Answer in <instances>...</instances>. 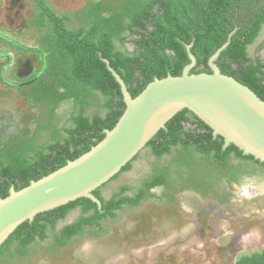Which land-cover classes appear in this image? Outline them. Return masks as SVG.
I'll return each instance as SVG.
<instances>
[{"label":"trees","instance_id":"trees-1","mask_svg":"<svg viewBox=\"0 0 264 264\" xmlns=\"http://www.w3.org/2000/svg\"><path fill=\"white\" fill-rule=\"evenodd\" d=\"M34 2L39 9L34 25L46 29L40 39L53 67L41 82H50V88L36 99L55 105L70 101L73 110L67 120L71 125L63 126V133L55 130L52 140L43 150H35L31 159L14 149L0 157V198L7 197L11 187L20 190L88 152L105 137V130L116 125L125 103L103 59L121 76L134 98L154 78L181 75L190 62L185 44L193 43L191 52L197 60L191 73H211L208 59L231 34L215 63L223 75L246 85L264 101V59L258 54L264 40L252 57L248 51L264 27V0H115L113 4L92 0L75 29L67 26L71 17L57 15L45 0ZM222 145L223 138H214L211 128L193 113L179 112L147 143L148 156L156 161L137 193L126 195L131 187L122 184L106 200L102 189L130 171L139 155L93 191L101 208L80 198L36 215L32 222L19 225L0 246V262L25 257L34 244L49 241L51 248L64 249L83 237L105 235L104 224L115 221L119 212L155 198L152 188H172L176 182L173 167L178 174L184 171L191 178L193 174L211 181L232 178L230 173L238 168L230 163L232 157L264 167L234 145L226 149ZM27 148L32 150L31 145ZM164 156H171V161L159 164ZM76 209V220L58 228ZM235 264H264V249L241 256Z\"/></svg>","mask_w":264,"mask_h":264},{"label":"rangeland","instance_id":"rangeland-1","mask_svg":"<svg viewBox=\"0 0 264 264\" xmlns=\"http://www.w3.org/2000/svg\"><path fill=\"white\" fill-rule=\"evenodd\" d=\"M22 1L26 6L21 11L22 18L17 20L14 13L18 5L10 11L7 8L11 7L12 0H0V76L3 72L7 75L9 71L6 70L8 65L5 64L8 53L25 54L20 49L10 48L2 37L24 47H34L37 45L36 40L42 38L46 30L34 25L35 14L38 11L35 6L33 7L35 2ZM45 1L57 15L64 13L70 15L68 28L75 29L81 25L84 8L92 0ZM101 1L105 3L110 1L113 4L115 0ZM29 5L32 7L28 8ZM263 40L264 27L256 42L249 47L251 57ZM258 54L264 59V48ZM18 92L17 89H7L0 84V105L9 97L12 100L16 99L21 105L22 98ZM13 105L16 106V103ZM70 108L69 103L60 107V114L57 117L59 123L65 120ZM44 136L45 133L41 136L43 140ZM147 152L148 149L145 148L141 152L142 159L137 161L140 165H137L139 171L123 173L116 181L102 189L105 199L110 198L119 185H130L133 178L150 172L153 159ZM245 180L244 189L247 188L249 194L236 198L232 204L224 203L220 207L229 214V219L223 222L224 224L217 221V226L221 225L223 232L219 239L213 238V232H206L205 236L201 237L199 235L201 228L192 225L190 215L181 209L183 201L173 196L172 205H167L164 200L156 198L142 203L135 209L126 207L123 212H119L115 221L104 224L107 230L105 235L83 237L82 240L64 249L51 248L49 241L34 244L25 257L12 260L5 258L0 264H235L241 256L264 249V175L258 171L245 177ZM154 193L159 194L157 190H154ZM78 214V210L72 211L58 224V228L72 223ZM233 234L239 236L238 244L241 249L233 258H225V263L223 249Z\"/></svg>","mask_w":264,"mask_h":264},{"label":"water","instance_id":"water-1","mask_svg":"<svg viewBox=\"0 0 264 264\" xmlns=\"http://www.w3.org/2000/svg\"><path fill=\"white\" fill-rule=\"evenodd\" d=\"M228 40L208 59L211 73H191L196 66L193 43L186 45L190 62L180 76L154 78L140 94L132 97L121 76L103 59L119 84L125 110L105 137L88 152L20 190L11 187L0 198V246L24 222L80 198L101 208L93 191L108 182L147 143L166 128V123L183 110L193 113L223 138L222 148L234 145L243 155L264 164V101L249 87L223 75L215 63Z\"/></svg>","mask_w":264,"mask_h":264},{"label":"flooded vegetation","instance_id":"flooded-vegetation-1","mask_svg":"<svg viewBox=\"0 0 264 264\" xmlns=\"http://www.w3.org/2000/svg\"><path fill=\"white\" fill-rule=\"evenodd\" d=\"M17 5L18 8L14 13V17L20 20L22 18L21 11H23L26 6L22 0H12L11 7L7 8V10L11 11L14 6ZM47 5L50 6L49 4ZM34 6L38 10L36 13L38 14L39 9L35 3L33 7ZM30 7L32 6L29 5L28 8ZM61 15L70 17V15L66 13ZM12 22H14V20H12ZM2 38L9 44L10 48L20 49L22 52H25V54L18 53L13 55L12 53H8L6 55L7 60L5 64L8 65L6 70L9 71L7 75L1 72L2 76H0V84H3L7 89H17L19 91L18 94L22 98L21 105L17 103L16 99L12 100L10 97L4 100L5 103L0 105V157L9 155L14 149L21 151V153H26V156L31 159L35 150H43L46 144L52 140L55 130L63 133L60 129H62L63 126L68 127L71 125V121L67 119L73 110V104L70 101H66L61 105H55L50 102V100L44 103V101L41 102L36 99L38 94L41 96L43 91L45 92L50 88V82H45L44 84L41 82L44 81L46 74H49L48 69L52 65L47 55V50L44 47V42H42L41 39L36 40L37 45L34 47H24L5 37ZM39 89H42L40 93ZM60 90L62 92L64 91L63 89ZM14 103H16V106L13 105ZM66 103H69L71 108L65 120L59 123L57 117L60 114V107ZM91 112L92 109L89 108L87 113L90 114ZM44 133L45 136L43 140L41 136L44 135ZM25 139L27 141H25ZM27 145H31L32 150L27 148ZM148 153L149 149L147 155H149ZM138 155L139 158L132 163V169L128 172L139 169L137 165H140L137 164V161L140 158L142 159L143 155L141 153ZM151 158L153 159L151 162L152 165L156 160L153 156H151ZM171 159V156H164L163 161L160 160L159 164H167ZM230 163L238 167L237 169L233 168V171L230 173L233 179L222 176L221 179H214L212 181L210 179H201L193 174H191V176L194 178H191L189 177L190 174L188 176L184 171L178 174L175 171V167H173V177H175L176 182L173 184L172 188L168 187L167 191L162 187L152 188L150 192L156 195V197L143 200L140 205L156 198L158 200H164V203L167 205H172L174 203L173 196H176L183 201L181 203V209L190 215V223L195 227L201 228L199 229V235L204 237L206 232H213V238L219 239L223 235V232L220 227L221 225L217 226V221L223 223L229 219V214L225 213V210L220 207H222L224 203L232 204L236 198L245 196L246 193L249 194V190L247 188V190L244 189L245 184L243 183L246 181L245 177H249L258 171L264 175V167L253 162L237 160L232 157ZM151 165L149 173L133 178V183L128 185L131 187V190L126 192V195L133 196L137 193L143 181L147 179L148 175L149 178L152 174ZM154 190H157L159 194H155ZM239 239L237 234L230 236V241L223 249L224 262L225 258H233V255L241 249L238 244Z\"/></svg>","mask_w":264,"mask_h":264}]
</instances>
